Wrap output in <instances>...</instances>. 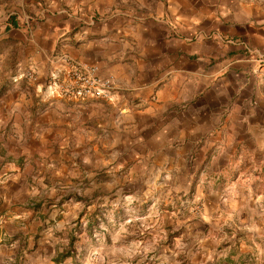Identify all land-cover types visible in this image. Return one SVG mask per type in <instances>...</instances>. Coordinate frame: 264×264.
I'll list each match as a JSON object with an SVG mask.
<instances>
[{"label": "crops", "instance_id": "0c3cea01", "mask_svg": "<svg viewBox=\"0 0 264 264\" xmlns=\"http://www.w3.org/2000/svg\"><path fill=\"white\" fill-rule=\"evenodd\" d=\"M218 2L55 0L41 53L5 40L0 264H62L88 210L159 192L185 201L189 237L264 228V64L251 55L264 53V0ZM86 69L111 81L105 97L74 95Z\"/></svg>", "mask_w": 264, "mask_h": 264}, {"label": "rangeland", "instance_id": "374dc122", "mask_svg": "<svg viewBox=\"0 0 264 264\" xmlns=\"http://www.w3.org/2000/svg\"><path fill=\"white\" fill-rule=\"evenodd\" d=\"M53 1L0 0V52H14L15 45L12 47L5 42L14 37L28 41L30 48L41 53L39 48H43V44L38 41L44 37V23L50 16H58L52 8L56 5ZM118 2L126 4V0ZM66 4L64 17L75 19L77 15L71 2ZM156 195L143 204L126 202L88 210V216L71 228V237L78 239L76 255L62 264H223L225 257L235 255L239 249L249 254L245 259L248 264H264V228L253 225L245 231L247 237L240 243L235 237L239 230L232 224L212 234L213 241L202 237L204 227L200 226L197 232L201 236L189 237L185 201L160 204ZM84 209L87 211L89 206ZM90 224H93L91 231Z\"/></svg>", "mask_w": 264, "mask_h": 264}, {"label": "built area", "instance_id": "2783aa9c", "mask_svg": "<svg viewBox=\"0 0 264 264\" xmlns=\"http://www.w3.org/2000/svg\"><path fill=\"white\" fill-rule=\"evenodd\" d=\"M252 57H255L258 63L264 64V54L258 52H252ZM85 75L81 77V85L74 92V95L80 99H86L88 97L101 98L105 97L111 90V81H103L96 77L95 69H86Z\"/></svg>", "mask_w": 264, "mask_h": 264}, {"label": "trees", "instance_id": "16d2710c", "mask_svg": "<svg viewBox=\"0 0 264 264\" xmlns=\"http://www.w3.org/2000/svg\"><path fill=\"white\" fill-rule=\"evenodd\" d=\"M93 224H90V231L92 230ZM80 228H79V233L80 234ZM77 237L72 236L69 239V243L67 245V248L65 249V251L62 253L61 257L57 260L58 263H62L64 261H66L69 258H72L74 255H76V243H77Z\"/></svg>", "mask_w": 264, "mask_h": 264}]
</instances>
